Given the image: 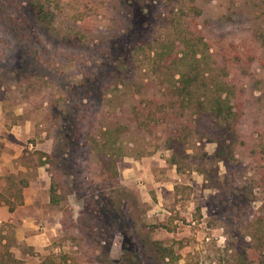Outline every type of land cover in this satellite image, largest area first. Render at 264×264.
Here are the masks:
<instances>
[{
    "label": "rangeland",
    "instance_id": "1",
    "mask_svg": "<svg viewBox=\"0 0 264 264\" xmlns=\"http://www.w3.org/2000/svg\"><path fill=\"white\" fill-rule=\"evenodd\" d=\"M185 39L241 105L226 165L204 137L176 148L177 167L164 147L178 117L161 50ZM263 86L264 0H0V236L14 264H163L167 246L171 264H264Z\"/></svg>",
    "mask_w": 264,
    "mask_h": 264
},
{
    "label": "trees",
    "instance_id": "2",
    "mask_svg": "<svg viewBox=\"0 0 264 264\" xmlns=\"http://www.w3.org/2000/svg\"><path fill=\"white\" fill-rule=\"evenodd\" d=\"M182 43L183 48L175 50L172 54L161 50V57L170 58L169 62L174 67L170 74L171 81L168 80V85L162 88L163 94L172 99L168 101L170 104L167 106L169 115L175 117L176 114L178 117L172 122L171 134L164 141V147L171 148L169 162L177 167V155L181 152L176 148H196V143L204 137L214 143L211 158L226 165V162L233 158L241 105L231 100L230 96L234 91L231 86L202 67L205 63L204 52L194 48L198 44H189L186 39ZM173 75H176V78H172ZM261 93L264 95V86ZM185 115L188 117H183ZM182 117L184 122L178 120ZM200 126L204 132L197 136V131L193 127ZM105 133L108 135V131ZM194 135L197 138H194ZM183 156L188 155L183 154ZM261 168L263 169L264 166ZM260 181L261 184L264 183V171L260 175ZM20 203L21 200L18 204ZM7 205L9 211L14 207L12 204ZM250 236L254 239V234L251 233ZM263 240L264 227L260 233V244ZM10 245V241L6 240L5 236H0V264L18 263L8 249ZM177 258L170 246L161 248L163 264L175 263Z\"/></svg>",
    "mask_w": 264,
    "mask_h": 264
}]
</instances>
